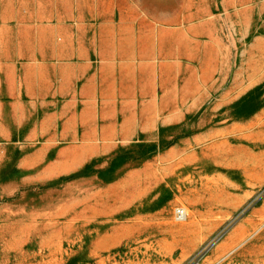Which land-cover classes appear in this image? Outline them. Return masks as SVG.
Listing matches in <instances>:
<instances>
[{"label": "rangeland", "instance_id": "374dc122", "mask_svg": "<svg viewBox=\"0 0 264 264\" xmlns=\"http://www.w3.org/2000/svg\"><path fill=\"white\" fill-rule=\"evenodd\" d=\"M192 259L264 264V0H0V264Z\"/></svg>", "mask_w": 264, "mask_h": 264}, {"label": "built area", "instance_id": "2783aa9c", "mask_svg": "<svg viewBox=\"0 0 264 264\" xmlns=\"http://www.w3.org/2000/svg\"><path fill=\"white\" fill-rule=\"evenodd\" d=\"M175 214L176 217L181 220L183 217L187 216V210L184 207H178L175 211ZM186 264H202V262L197 259H192L188 261Z\"/></svg>", "mask_w": 264, "mask_h": 264}, {"label": "bare ground", "instance_id": "6f19581e", "mask_svg": "<svg viewBox=\"0 0 264 264\" xmlns=\"http://www.w3.org/2000/svg\"><path fill=\"white\" fill-rule=\"evenodd\" d=\"M187 217V216H186ZM186 217H183L182 219H185Z\"/></svg>", "mask_w": 264, "mask_h": 264}]
</instances>
